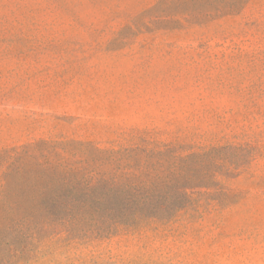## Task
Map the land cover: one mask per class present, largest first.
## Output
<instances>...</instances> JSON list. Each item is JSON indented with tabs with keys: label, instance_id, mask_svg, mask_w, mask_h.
<instances>
[{
	"label": "rangeland",
	"instance_id": "1",
	"mask_svg": "<svg viewBox=\"0 0 264 264\" xmlns=\"http://www.w3.org/2000/svg\"><path fill=\"white\" fill-rule=\"evenodd\" d=\"M190 155L171 220L26 264H264V0H0V206Z\"/></svg>",
	"mask_w": 264,
	"mask_h": 264
},
{
	"label": "trees",
	"instance_id": "2",
	"mask_svg": "<svg viewBox=\"0 0 264 264\" xmlns=\"http://www.w3.org/2000/svg\"><path fill=\"white\" fill-rule=\"evenodd\" d=\"M216 154L211 150L197 156ZM195 155L158 164L143 180L127 174L84 177L65 174L31 183L0 206V264H26L35 246L47 238L107 239L146 220L166 222L184 210L188 190L200 187L186 165ZM201 183V184H200Z\"/></svg>",
	"mask_w": 264,
	"mask_h": 264
}]
</instances>
